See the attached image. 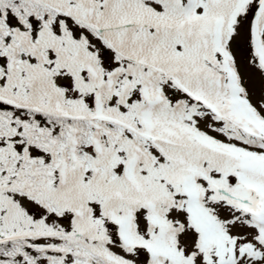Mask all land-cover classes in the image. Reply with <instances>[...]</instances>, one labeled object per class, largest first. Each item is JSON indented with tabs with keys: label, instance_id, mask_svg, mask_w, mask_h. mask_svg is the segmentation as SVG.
<instances>
[{
	"label": "snow or ice",
	"instance_id": "6c2138e0",
	"mask_svg": "<svg viewBox=\"0 0 264 264\" xmlns=\"http://www.w3.org/2000/svg\"><path fill=\"white\" fill-rule=\"evenodd\" d=\"M0 264H264V0H0Z\"/></svg>",
	"mask_w": 264,
	"mask_h": 264
}]
</instances>
